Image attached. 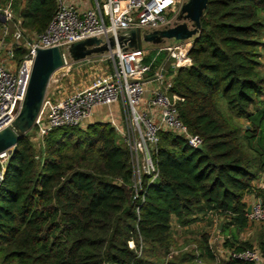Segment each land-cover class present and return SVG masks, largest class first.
<instances>
[{"label": "trees", "instance_id": "16d2710c", "mask_svg": "<svg viewBox=\"0 0 264 264\" xmlns=\"http://www.w3.org/2000/svg\"><path fill=\"white\" fill-rule=\"evenodd\" d=\"M56 7V0H27L24 31H44ZM201 24L191 64L170 72L171 95L202 149L163 132L160 175L144 202L133 203L129 150L109 121L53 128L40 154L25 134L0 187V264H156V252L162 264H176L173 220L186 225L207 214L223 218L227 247H257L264 257V237L259 246L240 238L251 223L245 196L264 173V0H209ZM155 56L145 61L157 67L166 53ZM201 245L214 258L208 238Z\"/></svg>", "mask_w": 264, "mask_h": 264}, {"label": "built area", "instance_id": "2783aa9c", "mask_svg": "<svg viewBox=\"0 0 264 264\" xmlns=\"http://www.w3.org/2000/svg\"><path fill=\"white\" fill-rule=\"evenodd\" d=\"M12 2L9 0L0 14V131L6 127L17 130V119L25 106L39 48H62L67 62L73 43L90 37L100 38V45H106L107 49L78 61L108 60L111 72L106 69L95 72L91 84L65 97L53 100L45 95L33 127L41 138L57 127L86 128L98 107L110 108L109 122L129 150L131 201L143 203L148 184L160 175L156 155L161 134L171 131L185 137L193 147L202 144V138L191 133L182 120L179 106L171 95L174 74L170 71L191 64L192 38L165 39L159 43V52H165L166 56L154 67L153 62L145 61L149 51L143 47V42L139 48H132L131 38L126 34V30L139 29L143 36L174 26L172 16L179 0H56L55 14L45 30L25 44L20 43L25 32L23 19L15 15ZM22 48L26 51L17 57ZM3 56L17 57V68L8 66ZM166 60L171 61V69L167 72L163 64ZM114 104L119 106V115L111 109ZM13 151L10 147L0 152V187ZM246 214L251 222H264V200L252 201L251 211ZM131 246L134 247V243ZM195 254L199 262L197 249ZM221 257L264 264L257 247H225Z\"/></svg>", "mask_w": 264, "mask_h": 264}, {"label": "rangeland", "instance_id": "374dc122", "mask_svg": "<svg viewBox=\"0 0 264 264\" xmlns=\"http://www.w3.org/2000/svg\"><path fill=\"white\" fill-rule=\"evenodd\" d=\"M27 0L19 1V9L16 11L15 15L20 16V12L25 8ZM188 0H179L178 8L174 16H172L173 23H180L183 20L179 19L181 7ZM3 4V5H1ZM7 2H3L0 0V14L2 9L6 6ZM190 24V21H188ZM39 32L33 30L31 27H27L24 32V37L20 39V43L25 44L27 40H31L35 38V36ZM173 39H170L172 41ZM194 40V37L192 38ZM143 47L148 49L149 54L147 55L153 58H157L162 54L159 52L160 44H154L151 42H147L143 40ZM264 49H262V52ZM3 59L7 62L8 66L17 68L18 58H7L3 56ZM165 71H169L171 69V61L166 60L164 63ZM92 66H94L92 68ZM68 68V69H67ZM104 69L109 70L111 72L110 63L108 60L100 61L96 58L93 62H80L78 60L73 59L70 55L67 56L66 64L58 69L51 77L50 82L47 87L46 97H51L55 99L65 97L70 95L76 91H79L89 84H91L95 72H103ZM170 73V72H169ZM264 98V96H263ZM225 107V106H224ZM226 114H230L235 118V120L243 127L246 125L245 118H239L235 113H231L230 110L226 107L224 108ZM27 134L31 136L34 147L37 154H40V150L43 144V138L38 136L36 128H31ZM121 140V139H120ZM223 218H219L216 216H200L195 218L193 223H195V227H190L189 229H181L180 223H178L175 219L173 220V242L171 245V251L176 252L175 254V262L176 264H221L224 262V258L218 254L221 248L222 241L220 238L221 231L219 229V224L222 222ZM264 237V222H251L249 223L248 229L244 230L240 234V238L243 240H250L256 246H259V242L261 238ZM205 238H208V244L213 246V251L216 256L211 258L207 252H205V248H200L201 244L205 241ZM211 238V239H210ZM220 241V242H219ZM197 249L199 253V262L196 260L195 250ZM193 252L195 257L191 254L186 255L184 252ZM143 254L147 256L146 249L143 250ZM158 254V252H156ZM152 255L150 258L154 260L156 264H162L165 262L164 255ZM174 255V254H173ZM201 260V263H200Z\"/></svg>", "mask_w": 264, "mask_h": 264}, {"label": "water", "instance_id": "95a60500", "mask_svg": "<svg viewBox=\"0 0 264 264\" xmlns=\"http://www.w3.org/2000/svg\"><path fill=\"white\" fill-rule=\"evenodd\" d=\"M209 0H188L181 7L179 19L183 22L177 23L172 27L155 30L141 35L139 29L126 30V34L131 38L130 47L139 48L143 40L154 44L162 43L165 39L185 40L191 39L201 30V19L207 8ZM190 21V24L188 23ZM125 37L124 35L121 39ZM102 40L97 37H90L85 40L77 41L69 48L70 56L75 60L85 58L95 52H102L107 49L106 45H100ZM65 56L60 47L39 48L30 77L25 106L17 119V130L6 127L0 131V152L13 147L16 149L17 143L24 132L31 129L38 116L47 87L52 75L65 65ZM200 144L197 148L202 149ZM247 211H251V204Z\"/></svg>", "mask_w": 264, "mask_h": 264}, {"label": "crops", "instance_id": "0c3cea01", "mask_svg": "<svg viewBox=\"0 0 264 264\" xmlns=\"http://www.w3.org/2000/svg\"><path fill=\"white\" fill-rule=\"evenodd\" d=\"M17 17L23 19L22 16H17ZM263 62H264V51H263ZM52 99H54V98H52ZM111 109H114V111L116 112V115H119V113L117 112L119 109V106L117 104H114ZM109 119H110V108L98 107L95 110V112H94V114L90 120V123L95 122V121H109ZM263 193H264V173H262L256 181H254V190L251 193L246 194L244 200L250 205L252 203V201H254L255 199L261 198V196H263ZM259 194H261V195H259ZM200 216H202V215H200ZM206 216L209 217V216H213V215L207 214ZM219 225H220L219 229L221 231V236H222V238H220L222 241V244H221V248H220V251L218 252V254L221 255L223 248L227 247V245L225 244V240H226L227 235L230 232H229V229H227L226 231L222 230L223 225H224L223 221ZM179 226L181 229H189L190 227H195V223L192 222V223L186 224V225L180 224ZM214 253L215 252L213 251V254ZM215 256H216V254H214V257ZM216 258H217V256H216Z\"/></svg>", "mask_w": 264, "mask_h": 264}, {"label": "bare ground", "instance_id": "6f19581e", "mask_svg": "<svg viewBox=\"0 0 264 264\" xmlns=\"http://www.w3.org/2000/svg\"><path fill=\"white\" fill-rule=\"evenodd\" d=\"M68 69V68H67Z\"/></svg>", "mask_w": 264, "mask_h": 264}]
</instances>
